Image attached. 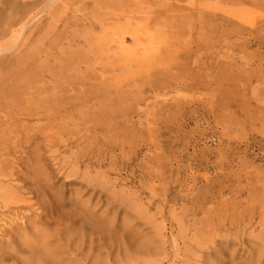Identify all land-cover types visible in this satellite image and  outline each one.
<instances>
[{
    "label": "rangeland",
    "instance_id": "374dc122",
    "mask_svg": "<svg viewBox=\"0 0 264 264\" xmlns=\"http://www.w3.org/2000/svg\"><path fill=\"white\" fill-rule=\"evenodd\" d=\"M127 3L142 11L132 28L152 37L140 44L126 37L124 50L111 44L107 59L84 52L95 63L94 80L84 89L94 87L105 96L96 103L94 119L81 124L77 113L62 112L64 126L78 125L76 137L60 136L57 151L49 153L43 139L28 144L23 139L17 151H26L25 157H2L7 172L22 170L27 185L21 194L36 172L48 175L52 193L112 223V237L134 234L133 242L112 240L107 250L95 251L96 264H264V0ZM152 14L163 24L150 22ZM65 16L70 12L61 15L60 24ZM78 47L85 50L82 42ZM63 48L66 52L67 45ZM15 53L3 57L12 60ZM78 67L83 73L85 66ZM37 81L35 86L57 94L59 86L69 94L83 88L69 91L64 77L48 71ZM6 139L10 145L17 140L12 134ZM56 164L68 170L79 165L77 176H53ZM12 186L19 187L12 181L3 187ZM14 220L0 211V231H11ZM35 226L26 232L53 225ZM2 235L5 244L8 237ZM20 250L0 251V264L28 259ZM64 259L88 262L82 256Z\"/></svg>",
    "mask_w": 264,
    "mask_h": 264
},
{
    "label": "bare ground",
    "instance_id": "6f19581e",
    "mask_svg": "<svg viewBox=\"0 0 264 264\" xmlns=\"http://www.w3.org/2000/svg\"><path fill=\"white\" fill-rule=\"evenodd\" d=\"M127 2L128 0H0V114L5 115L0 121V151H5L0 156V211L11 213L15 219L11 231H0V234L8 237L5 244L0 238V251L11 247L12 253L17 254L23 248L28 253V259L15 258L16 264H65V255L71 260L82 256L88 260L87 264H96L94 252L107 250L112 240L118 244L124 240H134V234H128L127 231L122 238L112 237L115 232L112 223L97 218L87 208L81 207L78 210V202H67L64 197L52 193L50 189L53 184L49 182L48 175L36 172L31 188L21 194L19 190L27 185L22 170L12 167V172H7L8 163L2 159L11 154L19 160L25 157L26 151H17L23 139L25 144L43 139L44 149L49 153L57 151L55 141L60 136L75 138L78 125L74 124L71 129L64 126L60 115L62 112L77 113V120L81 124L84 120L94 119L92 114L96 103L104 101L105 96L99 91L96 93L97 88L84 89L95 77V63L91 58L85 57L84 52L91 54L94 59H107L111 44L124 50L126 37L136 44L142 43L145 37H152L147 34L148 30L142 34L138 29L132 28L135 15L142 11ZM115 8L119 11L118 14L111 13ZM68 12L71 16H65L64 22L60 24L61 15ZM77 12H82V16L77 17ZM148 20L155 25L164 22L161 16L154 14L148 16ZM79 26L83 28L81 31ZM67 29H71L69 37L66 36ZM96 31L101 36H97ZM107 32H112L111 38H102ZM80 42L85 50L78 47ZM64 44L67 45L66 52ZM10 51H16L15 56L12 60L5 59L4 54ZM65 53L68 54L67 58L64 57ZM81 64L85 66L83 73L78 67ZM75 65L77 68H74ZM45 71L62 79L64 77L68 81L64 84L67 89L70 88L69 91L78 86L83 88L79 89V93L69 94L67 90H63L65 87L61 89L59 86L57 94L47 91L44 84L35 86L39 82L38 77ZM70 71H73V77H68ZM33 120L37 121V125L27 126L26 122ZM10 134L12 139L17 138L11 145L6 139ZM37 158L35 150L33 160ZM90 161L88 159V163ZM56 165L53 176H77L79 165L76 164L71 170L62 164ZM10 181L19 187H3ZM85 182L95 190L91 180L87 179ZM43 190L46 194H43ZM23 194H28L29 199L41 196V200L30 202ZM41 222L53 226L49 231H37L34 235L26 232L27 228L36 229L35 225ZM70 233L72 236L65 238L64 235Z\"/></svg>",
    "mask_w": 264,
    "mask_h": 264
}]
</instances>
